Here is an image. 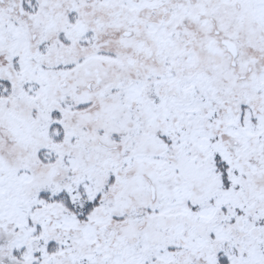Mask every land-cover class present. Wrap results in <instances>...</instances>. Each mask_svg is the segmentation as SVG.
<instances>
[{
	"label": "snow or ice",
	"instance_id": "snow-or-ice-1",
	"mask_svg": "<svg viewBox=\"0 0 264 264\" xmlns=\"http://www.w3.org/2000/svg\"><path fill=\"white\" fill-rule=\"evenodd\" d=\"M0 264H264V0H0Z\"/></svg>",
	"mask_w": 264,
	"mask_h": 264
}]
</instances>
